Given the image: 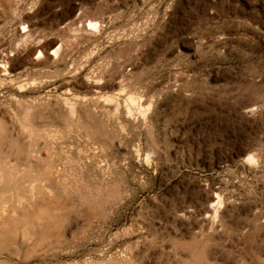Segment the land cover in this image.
Segmentation results:
<instances>
[{
    "label": "rangeland",
    "instance_id": "374dc122",
    "mask_svg": "<svg viewBox=\"0 0 264 264\" xmlns=\"http://www.w3.org/2000/svg\"><path fill=\"white\" fill-rule=\"evenodd\" d=\"M0 126V264H264V0H0Z\"/></svg>",
    "mask_w": 264,
    "mask_h": 264
},
{
    "label": "bare ground",
    "instance_id": "6f19581e",
    "mask_svg": "<svg viewBox=\"0 0 264 264\" xmlns=\"http://www.w3.org/2000/svg\"><path fill=\"white\" fill-rule=\"evenodd\" d=\"M85 23L86 24H88V25H92V21H85ZM52 51H53V49H51ZM61 100V99H60ZM125 100H127L128 102H130L131 101V98L130 97H128V96H126V99ZM61 102V101H60ZM62 102H64L63 100H62ZM65 105H64V112L66 113V114H70L71 113V111H72V107H71V104H69L68 102H66V103H64ZM125 106V108H126V105H124ZM0 132H1V126H0ZM4 143V142H3ZM46 173V172H45ZM2 207H1V204H0V212H2ZM14 219V218H13ZM23 224V223H22Z\"/></svg>",
    "mask_w": 264,
    "mask_h": 264
}]
</instances>
